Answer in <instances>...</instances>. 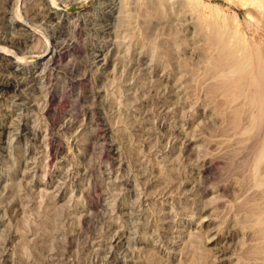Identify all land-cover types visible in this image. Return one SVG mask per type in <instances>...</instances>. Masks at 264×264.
Returning <instances> with one entry per match:
<instances>
[{
  "label": "rangeland",
  "instance_id": "1",
  "mask_svg": "<svg viewBox=\"0 0 264 264\" xmlns=\"http://www.w3.org/2000/svg\"><path fill=\"white\" fill-rule=\"evenodd\" d=\"M0 1V15L15 14L1 26L30 24L36 40L19 59L29 80L0 86V131L26 129L8 131L14 161L0 148V185L15 182L2 200L0 264H264L247 211L264 199L250 178L264 127L246 135V121L234 129L220 113L200 33L220 20L233 41L264 50V0H201L184 17L179 0L159 13L152 0H121L117 24L100 32L85 17L96 0H55L57 36L43 13L52 0ZM98 45L106 67L93 60ZM16 63L0 58V79Z\"/></svg>",
  "mask_w": 264,
  "mask_h": 264
},
{
  "label": "bare ground",
  "instance_id": "2",
  "mask_svg": "<svg viewBox=\"0 0 264 264\" xmlns=\"http://www.w3.org/2000/svg\"><path fill=\"white\" fill-rule=\"evenodd\" d=\"M143 1V0H142ZM150 1V0H149ZM178 1V0H177ZM1 2V1H0ZM128 2V1H127ZM168 0H152L151 5L155 9L154 12L159 13V9H163V5ZM3 3V2H1ZM0 3V5H1ZM17 3V2H16ZM41 3V2H40ZM138 3V2H137ZM143 3V2H142ZM170 3V0H169ZM179 9L183 11V17L185 14H191V10H195L197 6H200L201 0H179L177 2ZM176 3V4H177ZM174 4V3H173ZM205 4V3H204ZM207 4V3H206ZM211 4V3H209ZM207 4V5H209ZM3 5V4H2ZM1 5V6H2ZM150 5V7H151ZM171 5V4H170ZM0 6V7H1ZM34 6V5H33ZM121 0H96L92 11L90 13H86L85 17L87 22V29L89 31H110L111 27H114L117 24V13L121 8ZM174 6V5H173ZM204 6V5H203ZM7 7V6H6ZM176 7V6H175ZM175 7H173L175 9ZM10 8V7H9ZM12 8V7H11ZM40 8V7H39ZM46 17L49 24V28L52 30L53 36H57L58 20L55 24L52 23V19L55 18V14L57 12L58 3L55 0L49 2L45 7ZM124 8V6H123ZM129 8V7H128ZM171 8V7H170ZM172 8V10H173ZM217 8V7H216ZM2 9V7H1ZM136 9V8H135ZM144 9V8H143ZM152 9V8H151ZM219 9V8H217ZM166 11L165 9H163ZM162 10V11H163ZM171 10V11H172ZM176 10V9H175ZM124 11V10H123ZM129 11V10H128ZM179 11V10H177ZM177 11L171 12L176 13L175 16L180 15L177 14ZM16 12V11H15ZM38 12V11H37ZM151 13V12H150ZM37 14V13H36ZM127 14V12H126ZM167 14V15H166ZM170 13L165 12L166 21L163 24V27L172 29L171 25L175 24L173 22V17ZM13 9H3L0 15V58L4 57H12L16 59V65L11 66L8 69L7 76L3 79H0V86L2 87H10L13 84L23 85L28 81V77L31 76L29 70H26L22 65L20 58L25 57V48L27 47V41L34 40V34L30 31V24L28 26L18 27L9 25L8 27L1 26L2 22L7 20H12ZM44 15V14H43ZM157 15V14H156ZM126 16V15H125ZM128 16V15H127ZM164 16V15H163ZM216 16V15H215ZM44 17V16H43ZM131 17V16H130ZM156 17V16H155ZM179 17V16H178ZM216 16V21L220 18ZM31 18V17H30ZM36 18V17H35ZM149 18V17H148ZM190 18V17H189ZM188 18V19H189ZM218 18V19H217ZM40 19V18H39ZM114 19V20H113ZM128 19V18H127ZM179 20V18H177ZM213 19V17H212ZM211 19V21H213ZM214 19V21H215ZM224 19V18H221ZM42 20V19H41ZM130 20V19H129ZM127 20V21H129ZM181 20V17H180ZM204 21V19H202ZM151 21V20H150ZM187 21V18H185ZM215 21V22H216ZM223 21V20H222ZM225 21V20H224ZM27 22V21H26ZM45 22V20L43 21ZM55 22V21H54ZM145 22V21H144ZM153 22V21H152ZM173 22V23H172ZM202 23V21L200 22ZM204 23V22H203ZM202 23V24H203ZM217 23V22H216ZM220 20L219 23L220 24ZM225 23V22H224ZM3 24V23H2ZM70 24V23H69ZM145 24V23H144ZM185 24V23H184ZM201 24L200 33L205 36L208 42L207 45V64L205 73L212 76L213 81H211L208 91L212 94H220L222 96V104L223 107L220 108V113L227 119L232 128H238L241 122L246 121V125L243 126L242 131L246 135H251L254 131H259L264 127V50H259L258 48H248L243 41L241 40V36L236 38L235 41L232 40L231 35L234 36V32L231 35H227L225 32V28L223 29V25L218 24L210 25V30L205 31L203 25ZM75 25V24H74ZM37 26V25H36ZM39 27V26H38ZM177 28V27H176ZM227 28V27H226ZM33 29V28H32ZM72 29V28H71ZM197 29V28H196ZM61 30V29H60ZM64 30V29H63ZM164 30V29H163ZM67 31V30H66ZM73 31V30H72ZM149 31V30H148ZM88 32V31H87ZM171 32V31H170ZM67 33V32H66ZM73 33V32H72ZM169 33V32H168ZM172 33V32H171ZM238 33V32H237ZM236 33V34H237ZM48 34V33H47ZM76 34V33H75ZM93 34V33H92ZM59 35V34H58ZM69 35V34H68ZM178 35V34H177ZM238 35V34H237ZM236 35V36H237ZM50 37V36H49ZM65 37V36H63ZM54 38V37H53ZM235 38V37H233ZM205 39V38H204ZM246 40V39H245ZM47 41V40H46ZM177 41V40H176ZM198 41V40H197ZM250 41V40H249ZM254 41V40H253ZM33 42V41H32ZM33 42V43H34ZM60 42V41H59ZM31 43V42H30ZM32 43V45H33ZM52 43V42H51ZM95 43V42H94ZM109 43V42H108ZM256 43V41H255ZM254 43V45H255ZM258 43V41H257ZM256 43V44H257ZM28 44V43H27ZM101 44V43H100ZM166 44V43H165ZM47 45V43H46ZM95 45V44H94ZM112 45V44H111ZM180 45V44H179ZM260 45V44H257ZM255 45L254 47H259ZM42 46V45H41ZM49 46V45H48ZM47 46V47H48ZM114 46V45H113ZM117 46V45H116ZM174 46V45H173ZM193 46V45H192ZM195 46V45H194ZM22 47V48H21ZM32 47V46H31ZM45 47V46H44ZM54 47V46H53ZM56 47V46H55ZM44 49L46 52L51 53L49 56H46L47 53H44L45 64L51 65L55 59V51L56 49ZM58 48V47H57ZM94 48V47H93ZM103 46L98 45L97 49L94 53V61L97 64H100L103 67H106L109 64L110 58H108L106 52L103 51ZM117 48V47H116ZM178 48V47H177ZM184 48V47H183ZM182 48V49H183ZM147 49V47H146ZM163 49V48H162ZM181 49V50H182ZM42 50V49H41ZM109 50V49H108ZM178 50V49H177ZM195 50V49H194ZM27 51V50H26ZM93 50H91L92 52ZM179 51V50H178ZM42 52V51H41ZM25 53V54H24ZM116 53V52H115ZM18 54V55H17ZM200 54V53H199ZM21 55V56H20ZM177 55V54H176ZM19 56V57H18ZM202 56V55H201ZM200 57V56H199ZM202 58V57H201ZM200 63V62H199ZM5 65V64H4ZM43 66V65H42ZM202 67V66H201ZM43 69V68H42ZM47 69V68H46ZM50 69V68H49ZM103 69V68H102ZM188 70V69H187ZM186 70V71H187ZM36 71V70H35ZM41 69L37 70L36 75H40ZM200 75V74H199ZM5 76V75H3ZM192 76V75H191ZM190 77V76H189ZM30 78V77H29ZM44 78V77H43ZM48 81V80H47ZM160 81V80H159ZM177 81V80H176ZM28 84V83H27ZM44 84V83H43ZM48 84V83H47ZM149 85V84H148ZM158 85V84H156ZM36 86V85H35ZM45 86V85H44ZM137 87V85H136ZM151 87V86H150ZM158 87V86H156ZM162 87V86H161ZM21 88V87H20ZM31 88V87H30ZM29 88V89H30ZM164 89V88H163ZM185 89V88H184ZM145 91V90H144ZM191 91V90H190ZM201 91V90H200ZM180 93V92H179ZM190 93V92H189ZM2 94V93H0ZM182 96V95H181ZM210 99V98H209ZM213 100V99H212ZM217 100V99H216ZM209 102V100H208ZM215 103V102H214ZM215 105V104H214ZM207 105H205L206 107ZM213 106V104H212ZM162 108V107H161ZM168 108V107H167ZM175 108V107H174ZM207 108V107H206ZM160 109V108H159ZM215 109V106L213 107ZM212 109V110H213ZM6 110V109H5ZM214 114V113H213ZM22 115V113H21ZM217 114H215L216 116ZM7 116V114H6ZM212 116V115H211ZM16 118V117H15ZM72 118V117H71ZM216 118V117H215ZM70 119V118H68ZM217 119V118H216ZM16 120V119H15ZM20 120V119H19ZM213 120V119H212ZM14 121V119H13ZM211 121V119H210ZM15 122V121H14ZM18 122V121H17ZM25 122V121H24ZM228 123V124H229ZM8 124V123H7ZM15 124V123H14ZM14 124L10 123L8 125L2 124V126H6L7 129L4 131H0V148L4 149L5 160L9 157L10 161H14L13 152L11 148V138L9 140L8 134H10V128L16 130L14 132L16 135H20L26 129L23 126L17 127ZM69 124V123H68ZM18 125V124H17ZM31 125V124H30ZM12 131V130H11ZM7 132V134L5 133ZM13 132V131H12ZM5 133V134H4ZM25 133V132H24ZM197 135V134H196ZM199 135V134H198ZM255 136V135H254ZM35 137V136H34ZM47 138V137H46ZM196 138V137H195ZM204 140V139H203ZM188 141V140H187ZM254 141V140H253ZM48 142V141H47ZM191 143V142H190ZM193 143V142H192ZM10 144V145H9ZM13 144V143H12ZM48 144V143H47ZM52 147V146H51ZM250 147V146H249ZM110 148L114 149L113 143H110ZM60 150V149H59ZM188 150V149H187ZM57 152V151H56ZM237 152V151H235ZM58 153V152H57ZM233 153V152H232ZM50 159H53L55 155L52 153L49 154ZM252 157V156H251ZM116 158H118L116 156ZM246 158V157H245ZM8 159V160H9ZM49 159V160H50ZM3 160V159H2ZM7 160V161H8ZM9 161V162H10ZM115 161V160H114ZM208 161V160H207ZM3 162V161H1ZM23 162V161H22ZM4 163V162H3ZM25 163V162H24ZM23 163V164H24ZM50 163V162H49ZM210 164V163H209ZM118 165V163L116 164ZM7 165H5L6 167ZM25 166V165H24ZM8 167V166H7ZM251 168V167H250ZM264 133L262 138L260 139L257 145V151L255 154V162L253 164V170L250 173V178L254 180L258 185H264ZM25 169V168H23ZM121 169V168H120ZM112 171V170H111ZM7 172H14L9 167L7 168ZM6 175V174H5ZM9 176V174H8ZM7 176V177H8ZM11 176V175H10ZM13 177V176H12ZM11 178V177H10ZM15 178V177H14ZM124 178V177H123ZM247 178V177H246ZM4 180V179H3ZM247 180V179H246ZM164 182V181H163ZM134 184V183H133ZM176 185V184H174ZM194 185V184H193ZM247 185V184H246ZM191 187V186H190ZM255 187V186H254ZM13 188H15V182L13 181H4L0 185V211L2 210L3 201L7 198L12 197ZM182 188V187H181ZM193 188V187H191ZM190 188V189H191ZM170 189V188H169ZM187 192V191H186ZM120 193V192H119ZM168 194V193H167ZM195 196V195H194ZM119 197V196H118ZM121 199V198H120ZM129 199V198H128ZM113 200V199H112ZM146 201V200H145ZM133 202V201H132ZM119 203V202H118ZM118 208V207H117ZM102 209V208H101ZM133 209V208H132ZM143 209V208H142ZM203 209V208H202ZM129 211L128 209H126ZM125 211V208H124ZM159 211V210H158ZM246 211V210H245ZM248 217L254 218V229L258 235H262L264 233V199L260 202L252 203L248 208ZM103 212V211H102ZM129 213V212H128ZM158 214V213H157ZM130 216V215H128ZM161 216V215H160ZM2 217V216H1ZM0 217V227L5 225L3 218ZM148 218V217H147ZM87 219V218H86ZM150 219V218H149ZM121 220V219H120ZM123 223V222H122ZM245 223V222H244ZM154 224V223H153ZM125 225V224H124ZM72 228V227H71ZM156 228V227H155ZM128 229V228H127ZM4 229H0V235ZM146 230V229H145ZM130 232V231H129ZM245 232V231H244ZM80 233V232H79ZM159 233V232H158ZM70 234V233H69ZM115 234V233H114ZM125 234V233H124ZM245 234V233H244ZM116 235V234H115ZM120 235V234H118ZM132 235V234H131ZM126 237V236H125ZM112 238V237H111ZM112 240V239H111ZM117 240V239H116ZM122 241V240H121ZM120 241V242H121ZM115 242V241H114ZM125 244L128 242L127 238L124 241ZM110 243V242H109ZM123 244V243H122ZM141 246V245H140ZM123 247V246H122ZM128 250V247H126ZM111 249V248H110ZM121 249V247H120ZM118 250V249H117ZM127 250L126 253H127ZM109 251V250H108ZM107 251V252H108ZM123 251V250H122ZM148 251V250H147ZM5 252V251H4ZM125 253V254H126ZM2 255V254H1ZM114 256V255H113ZM60 258V257H59ZM58 258V259H59ZM62 260V259H61ZM66 260V259H65ZM63 261V260H62ZM111 261V259H110ZM123 261H127L123 259ZM65 262V261H64ZM114 263V262H113Z\"/></svg>",
  "mask_w": 264,
  "mask_h": 264
}]
</instances>
